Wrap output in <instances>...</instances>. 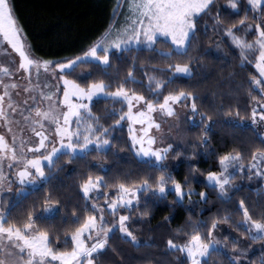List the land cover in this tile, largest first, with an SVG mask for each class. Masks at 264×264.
Here are the masks:
<instances>
[{"label":"snow or ice","instance_id":"6c2138e0","mask_svg":"<svg viewBox=\"0 0 264 264\" xmlns=\"http://www.w3.org/2000/svg\"><path fill=\"white\" fill-rule=\"evenodd\" d=\"M217 2L129 0L130 22L114 38L108 34L83 55L52 61L35 56L14 13L12 0H0V264H97L106 251L114 250L110 240L117 236L137 250L151 248L153 244L138 239L133 224L134 219L143 220L150 214L149 201H142V197L151 193L153 204L164 203L171 193L176 196L173 204L182 206L187 199L193 210L209 202L207 193L192 189L191 179L178 182L169 171L170 154L172 160L183 155L188 161L194 160L195 154L184 155L172 143L165 144L161 125L167 123L165 118L180 121L178 109H183L185 122L203 129L199 145L190 147L203 148L202 154L207 158L209 132L214 131L216 121L198 109V95L183 89L167 92V88L178 79H194L192 65L199 58L194 61L190 53L198 40L197 24L214 10V30L222 29L237 50L240 67L251 66L258 75L249 78L250 99L246 106L214 107L213 112L227 117L233 125L243 126L245 120L249 121L264 144V132L257 130V126L264 127V0H227L225 10L242 16L238 24L227 28L222 27L224 22ZM250 13L255 23H247ZM202 30L207 35L208 26L203 25ZM250 33L254 39L248 38ZM160 44L168 45L170 50L162 51ZM220 49L221 44L217 43L216 50ZM141 51L158 53L167 60H173L174 56L186 59L184 63H170L166 70H159L167 73L163 79L144 70L146 83L137 79L131 70L123 80L119 74L112 75V57L123 60L126 54ZM87 63L95 64L109 82L103 79L88 82L91 74L84 73L76 79L68 78ZM130 63L132 68L138 67L135 58ZM81 78H84L83 84L77 82ZM133 85L149 95L137 92ZM94 101L121 106L108 110L107 118L113 123L105 126L101 122V117L93 112ZM125 127L127 147L138 161L158 175L141 177L139 181L126 177L127 183L113 180L110 184L106 177H110L111 169L103 163L96 164L103 174L85 172L77 184L83 207L79 215L75 210L71 213L74 229L59 234L50 232L57 220L61 221V228L68 220L62 215L60 200L53 193H46L48 186L54 181L62 184L59 173L78 160L88 161L93 154L117 156L123 149L116 148L113 133ZM245 151L250 154L247 166L244 151L228 152L217 157L219 171H209L202 181L199 177L203 174L195 165H188L193 179L213 190L222 203L233 205L240 219L234 220V213L224 209L227 214L214 217L210 224L190 219L188 230L177 229L175 238L167 239L165 248L168 254L181 253L183 264H212V256L222 252L227 264H241L240 258L247 260L251 248V244L240 247L242 240L264 243V216L256 213L254 217L250 211L258 205L247 197L235 200L230 194L243 191L242 185L234 183L238 175L264 182V148ZM211 155L216 153L213 151ZM109 187L114 188L111 196L107 194ZM37 192L45 194L30 209L24 208V202ZM193 196L199 200L193 201ZM17 209L24 210L23 217L14 216ZM164 219L166 223L171 222L170 217ZM220 224H229L241 232V237L232 238L230 250L228 236L220 239L214 235L220 231ZM181 236L183 243H177L176 239ZM260 264H264V248Z\"/></svg>","mask_w":264,"mask_h":264},{"label":"trees","instance_id":"16d2710c","mask_svg":"<svg viewBox=\"0 0 264 264\" xmlns=\"http://www.w3.org/2000/svg\"><path fill=\"white\" fill-rule=\"evenodd\" d=\"M114 4L113 0H12L14 13L23 28V32L26 33L27 41L34 50V54L39 58L58 61H65L83 55L89 47L101 40L116 20L119 9L118 7L114 9ZM226 4L227 0H218L216 5L224 22L223 28L231 27L233 23L238 24L239 19L242 18V16L232 14L230 10H225L224 5ZM215 15L216 11L214 10L210 16H205L197 24L198 40L190 53V57L194 61L199 58L198 62L192 65L194 79H178L167 88V92L183 89L198 95L200 97L197 101L198 109L212 115L213 120L216 121L214 131L209 132L210 146H207V153L209 154L207 158L202 154L204 153L203 148L199 146L196 148L190 147L193 144L199 145L203 129L188 124L189 146L187 149L179 147V150L184 155L194 153L195 159L188 161L182 155L179 159L174 160L173 165L169 167V171L178 182L183 183L185 178L191 179L192 189L196 192L207 193L209 202L207 204L201 203L193 210V206L189 204L187 199H185L182 206L173 204L172 202L176 200V196L171 193L168 195L166 202L153 204L151 193H149L147 197H142V201L144 199L149 201L147 210L150 214L143 220L134 219L133 224L138 239L142 243L148 241L153 244V247H142L137 250L131 244L124 243L117 236L115 240H110L114 250L106 251L97 261V264H183L184 258L181 253H167L165 248L167 239L175 238L177 229L184 228L188 230L190 219L193 222L205 220L210 224L214 217L227 214L223 211L224 209L234 213L233 205H226L219 201L213 190L193 179L188 167L189 164L195 165L199 173L203 174V177L209 171H219L218 156L228 152L244 151V163L247 165L250 154L245 150L248 148H264V144L260 143L256 132L250 127L249 121L245 120L243 126L233 125L227 117L221 116L219 112H213L214 107L224 109L233 104L238 107L246 106L250 99L247 95V90L250 88L249 78L251 75H258L251 66H246L243 69L240 67L237 50L231 46L228 38L223 35L222 29L220 31L214 30L213 17ZM249 16L247 23H255L251 18V13ZM203 25L208 26L207 35L202 30ZM237 34L240 35L239 32ZM253 37L250 33L249 39ZM217 43L221 44L219 51L216 50ZM159 47L165 52L170 50L169 46L165 44H160ZM133 58H135L138 65L136 68L131 67L130 62ZM185 59L182 56H174L173 60H167L155 52H133L126 54L123 60L116 56L112 57L114 67L110 71L113 76L119 74L120 80H123L127 72L131 70L137 79L145 80L146 83L144 70L163 79L166 78L167 73L166 71L162 73L159 70H166L170 63H184ZM82 71L91 74V79L88 82L100 79L109 82V78L92 63L81 65L77 69L76 75L71 76V78L76 79ZM77 82L83 84L84 78L79 79ZM132 87L145 96L149 95L137 85ZM253 95H257V93H253ZM113 107L119 109L121 106L119 104L113 105L110 102H100L99 104L93 102V112L101 117V122L105 126L113 123V120L107 118L108 110ZM242 115L247 116V113L242 111ZM113 137L116 139V148L123 149L118 152L117 156L108 155L105 157L93 154L88 158V161L78 160L73 165L68 166L65 172L59 173L63 180L62 184L60 181H54V184L49 185L46 189V193H53L60 200L62 215L68 220L63 228L60 226L61 221L57 220L54 226L49 229L50 232L59 234L64 230L70 232L74 229L75 225L71 222V213L75 210L79 215L83 207L77 184L85 172L91 171L93 175L103 174L95 167L96 164L103 163L106 168L111 169L110 177H106V179H109L110 184L113 180L127 183L126 177L139 181L141 177L158 175L146 164L138 161L127 147L128 134L126 127L123 131L114 132ZM213 151L216 155H211ZM177 165H179V168H177ZM200 180L202 181V179ZM234 183L243 187L242 192L230 193L234 195V199L250 198L254 205H258L255 209L250 208L254 217L256 213L264 216V202H261V196H264V188L261 181H255L252 184V182L249 183V180L238 175ZM54 185H58V187H54ZM113 192L114 188L109 187L107 189L109 196ZM44 194L37 192L32 195L24 202V208L30 209L32 204ZM191 199L197 201L199 197L193 196ZM143 210L142 204L141 211ZM24 214L23 209H17L14 216L23 217ZM165 217H170L171 222L166 223ZM233 219L239 220L240 216L234 213ZM220 225L241 236V232L235 231L229 224ZM61 239H63L62 236ZM183 241L182 236L176 239L177 243H183ZM250 244L256 243L250 242ZM262 245L264 248V243ZM260 257L261 253L256 251L250 255L249 261H252V264H260ZM212 264H227L226 255L223 252L213 255ZM243 264H247V262Z\"/></svg>","mask_w":264,"mask_h":264},{"label":"rangeland","instance_id":"374dc122","mask_svg":"<svg viewBox=\"0 0 264 264\" xmlns=\"http://www.w3.org/2000/svg\"><path fill=\"white\" fill-rule=\"evenodd\" d=\"M114 1V9L115 7H118V12L116 14V20L111 26V28L108 30V32L101 38V40L108 34H111L112 38H114L118 31H122L125 27L129 24V0H113ZM238 35V34H237ZM241 35V33H240ZM249 38V37H248ZM255 37L251 38L254 39ZM100 41V40H99ZM15 55V54H13ZM36 56V55H35ZM37 57V56H36ZM39 58V57H37ZM18 60V56L16 57ZM42 60H52V59H44L40 58ZM52 61H58V60H52ZM81 73L87 74V72L82 71ZM69 79H72L71 77H68ZM178 111L181 113V119L180 121H176L174 118H165L167 120V123H162L161 129L162 133L165 134V144L172 143L174 149L177 147H181L183 149H187L189 146V134H188V123L185 122V118L183 115L184 110L178 109ZM179 125L178 127L176 125ZM139 127V126H137ZM171 128V132L169 133V129ZM257 130L260 132H264V127L257 126ZM159 146V145H158ZM174 163V160L171 159V154L169 156V160L167 161V164L169 166H172ZM247 166V165H246ZM207 175V174H206ZM204 175V176H206ZM204 176H200V179H204ZM255 181H261L260 179L253 177L251 180H249V183L252 182V184ZM262 186L264 188V182H262ZM15 190V188H14ZM101 203V201H100ZM103 204V202L101 203ZM123 214V213H122ZM220 231L218 233H214L218 238L223 239L225 236H228V243H229V250L231 249V241L233 237H241L237 233L231 231L227 227H223V225H220L219 227ZM231 233V235H229ZM250 244V242H244L242 240L240 247H247V245ZM263 248L262 243L257 242L256 244H252L250 250L247 253V260H245L243 257H241V264L249 261L250 255L255 253L256 251H259L261 253V249ZM233 255H236V253H232Z\"/></svg>","mask_w":264,"mask_h":264}]
</instances>
